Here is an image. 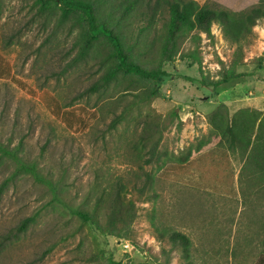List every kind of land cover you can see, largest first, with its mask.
<instances>
[{"label":"rangeland","instance_id":"374dc122","mask_svg":"<svg viewBox=\"0 0 264 264\" xmlns=\"http://www.w3.org/2000/svg\"><path fill=\"white\" fill-rule=\"evenodd\" d=\"M32 1L5 0L0 11V145L19 149L25 160L38 164L42 177L29 172L10 177L16 162L0 149V184L10 177L0 193V235L23 217L37 210L41 213L0 253V264H188L182 246H173L169 240L174 230L190 238L194 264H253L264 256V190H258L254 198L242 194L238 181L242 162L232 156L230 189L212 188L213 183L219 184L215 174L195 162L167 158L146 163L134 146L143 118H138L137 107L130 111L129 121L109 129L114 114L134 96L100 100L96 93L81 95L99 75V63L89 60L71 66L74 35L68 25L57 26L55 19L38 13ZM197 1L236 10L258 2ZM159 7L152 25L147 7L142 8L144 13L135 12L129 19L134 34L151 26L152 35L163 25L169 12L165 2ZM204 33L199 43L200 68L178 56L167 63L163 96L151 103L163 115L176 108L183 122L182 130L173 126L166 132L162 149L169 157L208 132L207 113L219 101L226 102L232 112L249 105L264 109V20L254 26L252 38L244 45L241 67L260 66L257 77L237 82L216 97L204 82L220 76L222 61L230 66L236 46L215 23L212 36L206 33L211 47L206 44L204 52ZM191 45L187 39L182 51ZM223 174L230 173L224 169ZM120 184L136 195L145 188L129 228L133 249L88 223L81 228L78 216L60 202L54 206L55 194L73 206H93L100 194L107 197ZM108 202L102 208V221Z\"/></svg>","mask_w":264,"mask_h":264},{"label":"trees","instance_id":"16d2710c","mask_svg":"<svg viewBox=\"0 0 264 264\" xmlns=\"http://www.w3.org/2000/svg\"><path fill=\"white\" fill-rule=\"evenodd\" d=\"M4 1L0 0V11ZM164 2L169 16L163 25L152 35L151 26L147 29L143 26L134 34L129 19L135 12L144 13L142 8L147 7L148 21L152 25L159 6ZM32 6L38 9V13L45 14L48 20L55 19L57 26L68 25L75 38L71 46L72 51L75 50L71 66L89 60L99 63V75L80 92L81 95L96 93L100 100L121 99L130 94L134 96L123 110L114 114L109 129L129 121L130 111L137 107L138 118H143L134 146L144 155L146 163H161L167 158L180 163L195 162L197 166H203L204 170L215 174V182L219 184L213 183L212 188L228 186L230 189L233 180L229 165L234 155L242 162L238 176L242 194L254 198L259 195L258 190H264V109L249 105L232 112L226 102L219 101L207 113L208 132L179 154L171 153L169 157L167 151L162 149L166 132L173 126L177 127V131L182 130L183 122L176 108L163 115L151 105L163 96L162 82L167 63L178 56L189 65L197 64L200 68L203 60L199 48L201 32L212 36L215 23L221 27L224 38L236 47L230 66L226 67L221 60L223 67L220 76L205 80V85L212 91L211 96H218L220 91L237 82L256 78L260 66H253L251 70L241 67L245 64L244 45L252 38L254 26L264 20V0L238 10L217 2L200 4L197 0H156L155 5L152 0H33ZM187 39L194 45L182 51ZM0 149L16 162L10 177L23 172L42 177L38 164L25 160L20 156L19 149L13 150L5 145H0ZM224 169L230 174H223ZM227 176L228 179L224 178ZM10 177L0 184V193L8 185ZM227 180L230 183H225ZM51 188L54 191L53 185ZM144 189L140 188L136 195L120 184L116 190L108 192L107 197L105 193L100 194L93 206H89V203L73 206L55 194L53 199L57 204L52 205L58 207L60 202L69 213L78 216L81 228L88 223L103 234L129 239V228L137 214L138 197ZM107 202L106 220L102 221V208ZM40 213L37 210L23 217L0 235V253L35 224ZM169 240L173 246L181 245L186 262L194 264L190 258V238L185 233L174 230L169 234ZM262 243L264 245V240ZM162 250L166 252L165 248ZM261 251H264V246ZM253 264H264V256H259Z\"/></svg>","mask_w":264,"mask_h":264},{"label":"built area","instance_id":"2783aa9c","mask_svg":"<svg viewBox=\"0 0 264 264\" xmlns=\"http://www.w3.org/2000/svg\"><path fill=\"white\" fill-rule=\"evenodd\" d=\"M203 36H204V42H203L204 45L202 46V48L204 49V52H206V50H207L206 44H207L208 48L211 47V45H210V37H208V35L206 33H204ZM116 239L120 240L121 242H125L126 244H128L129 248H132V249L134 248V245L128 239H126V238H116ZM129 242L132 245H130Z\"/></svg>","mask_w":264,"mask_h":264}]
</instances>
